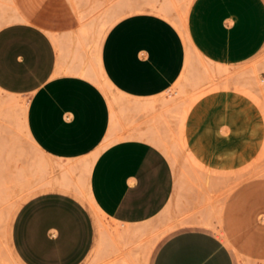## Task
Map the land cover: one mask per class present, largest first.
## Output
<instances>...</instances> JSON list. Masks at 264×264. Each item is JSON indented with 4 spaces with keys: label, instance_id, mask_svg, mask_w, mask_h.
<instances>
[{
    "label": "crops",
    "instance_id": "crops-1",
    "mask_svg": "<svg viewBox=\"0 0 264 264\" xmlns=\"http://www.w3.org/2000/svg\"><path fill=\"white\" fill-rule=\"evenodd\" d=\"M165 14L127 13L103 37L86 33L89 41L57 40L30 22L0 28V93L26 100L32 137L19 135L8 153L0 115V184L13 194L7 203L28 195L11 222L22 264H264V179L221 198L223 186L190 180L188 169L178 179L152 141L179 132L188 43L225 67L257 59L264 0H193L188 37ZM196 60L193 53L190 69ZM14 171L24 178L10 181Z\"/></svg>",
    "mask_w": 264,
    "mask_h": 264
},
{
    "label": "rangeland",
    "instance_id": "rangeland-1",
    "mask_svg": "<svg viewBox=\"0 0 264 264\" xmlns=\"http://www.w3.org/2000/svg\"><path fill=\"white\" fill-rule=\"evenodd\" d=\"M125 1L128 3V8H126L127 5H125ZM151 1L152 2L149 0H0V23L4 26L19 21L15 19H20V21L24 19L23 22L39 25L57 40L74 34L73 37L77 39L81 37L85 39L87 37V41H89L91 38L88 40V35L86 33H94L96 30L95 27L97 26L96 21H98L99 25L105 22V20H109L114 13H117L119 16L121 15V18L125 13L127 14V12L131 13L135 10L137 11V9L138 11H143L147 6L159 5L157 2H161L162 0H156V4L155 2L153 3L155 0ZM121 2H125V4ZM192 2L193 0H178L179 13L182 18L187 16ZM118 5L120 6L116 8ZM130 5H132L131 8ZM118 8H121V10ZM96 9L98 10L96 11ZM103 13L104 16H102ZM95 17H97V20L94 23L93 20H95ZM99 18L101 22H99ZM88 28L93 32L88 30ZM95 33L101 35L97 31H95ZM188 46L189 49H191V65H193V53L197 58V60L194 61L193 69H197L200 63L202 61L205 62L206 59L210 61L202 53L198 52L195 47H192L191 43H188ZM223 65H227L233 72H230V76L232 75V77L223 80L221 84L223 87L219 90V96L212 95L205 86L195 88L194 80L192 81L193 75L191 69L188 68L187 78L183 77L181 81H179L180 86L177 84L178 96L180 97L183 95V98H180V100L175 103V114L178 121L179 132L170 134V137L167 139L154 138L152 140L167 153L175 168L178 179H181L188 169L189 175L187 177H189L190 180L202 181L206 185L214 184L213 186L215 187L223 186L224 192L221 198L231 193L239 184L246 180L253 178L264 179V90L262 83V78H264V51L257 59L245 64L237 66H230L229 64ZM225 81L226 85L224 86ZM209 93L212 96H210ZM204 95L206 99L200 100L199 97ZM0 105V115L3 118L6 117L8 121V138L2 140L1 146L4 149L6 145L9 153L10 148H12L11 146L17 140L16 137L24 135L28 138L22 125V121L25 119V109L23 101L19 98H13L12 96L4 97L1 93ZM19 107L22 108V112L18 110ZM178 108L179 111H177ZM230 118H234L235 123L233 119L230 123ZM225 119L231 125L238 122L237 124H239L241 131L239 127H236L237 125L231 126ZM208 131L210 133H208ZM219 133H221V136H219ZM20 174L23 175L20 171L10 173L8 176L9 180L12 182L21 181L16 179ZM5 187L7 188V184ZM178 191L180 192V189ZM29 192L33 193L34 189L30 187ZM27 197L28 195L24 194L23 196L14 197L15 201L13 202H6L7 204L4 203L2 206L0 205L1 253L4 260H11L15 264H22V262L15 254L10 243L11 222ZM12 198L13 194L11 193L9 201H11ZM83 198L93 211L97 223L103 222V218L106 216L99 209L94 200L87 195H83ZM170 206L171 204L169 208ZM215 206H217V204H212L207 208L205 213L206 215L208 214V217L211 216V211ZM220 209L221 207H218V211H220Z\"/></svg>",
    "mask_w": 264,
    "mask_h": 264
},
{
    "label": "bare ground",
    "instance_id": "bare-ground-1",
    "mask_svg": "<svg viewBox=\"0 0 264 264\" xmlns=\"http://www.w3.org/2000/svg\"><path fill=\"white\" fill-rule=\"evenodd\" d=\"M150 2H152L151 0H149ZM125 2H126V4H125ZM125 2H121L122 4H125V5H127L126 6V8H128V3H127V1H125ZM155 2V4H156V0L155 1H153V3ZM98 3V2H97ZM131 3V2H130ZM148 3V2H147ZM147 3H146V6H147ZM159 5H155V6H147V8L146 9H143V10H151V11H154V12H156V13H166V14H173L172 16L173 17H175V19H178V21L183 25V28H184V31H183V34H184V36L185 37H188V27H187V16L185 17V18H182V16L180 15V13H179V5H178V0H162L161 2H157ZM120 4V3H119ZM135 4V3H134ZM189 4V3H188ZM101 5V4H100ZM121 5V4H120ZM120 5H118V6H116V8L117 7H119ZM125 5H124V7H125ZM114 6V5H113ZM122 6V5H121ZM131 6L132 5H130V8H131ZM143 6H145V5H143ZM143 6H140V7H143ZM96 7V6H95ZM109 8V7H108ZM108 8H106V9H108ZM115 8V9H116ZM133 8V7H132ZM99 9V8H98ZM98 9H96V11L98 10ZM111 9V8H110ZM118 9H120L121 10V8H118ZM134 9V8H133ZM119 10V11H120ZM123 10V9H122ZM127 10V9H126ZM125 10V11H126ZM139 10H140V8H139ZM95 11V10H94ZM95 11V12H96ZM129 11V10H128ZM134 11V10H133ZM136 11V10H135ZM137 11H138V9H137ZM142 11V10H141ZM189 11V10H188ZM113 12V11H112ZM94 13V12H93ZM92 13V14H93ZM122 13V12H121ZM128 13V12H127ZM126 14V13H125ZM165 14V15H166ZM87 15H88V13H87ZM86 15V16H87ZM89 15H91V14H89ZM187 15H188V12H187ZM86 16H84V17H86ZM99 16V15H98ZM102 16H104V13H103V15ZM121 16V15H120ZM120 16L117 14V13H114L111 17H110V19L109 20H105V22H102V23H100L99 25H100V27H99V25H98V21H96L97 20V17H95V20H93L94 21V23H95V21H96V27H95V31H97L98 33H100L101 34V36H102V34H103V36H105L106 34H107V32L109 31V29L112 27V25L120 18ZM76 17V16H75ZM169 17V16H168ZM87 18H88V16H87ZM102 18V17H101ZM109 18V17H108ZM107 18V19H108ZM15 20H19L20 21V19H15ZM24 19H22L21 21H23ZM98 20H100L99 22H101V19L99 18ZM176 21V20H175ZM10 22V21H9ZM90 24V23H89ZM2 27V24L0 23V28ZM86 27V26H85ZM92 27L94 28V26L92 25ZM99 27V28H98ZM82 28V27H81ZM91 28V27H90ZM85 29V28H84ZM92 29V28H91ZM91 29H89L88 28V30H91ZM81 30V29H80ZM93 30V29H92ZM91 30V31H92ZM87 31V30H86ZM95 31H94V35L96 34L95 33ZM93 32V31H92ZM93 34V33H92ZM97 35V34H96ZM99 35V34H98ZM93 36V35H92ZM102 36V37H103ZM91 38V37H90ZM93 39H94V37H92ZM101 38V37H100ZM101 39H103V38H101ZM84 40H86V39H84ZM99 41H101V40H99ZM96 45V44H95ZM196 49V48H195ZM191 49H189V54L191 53V51H190ZM197 50V49H196ZM198 51V50H197ZM199 52V51H198ZM198 56V55H197ZM206 59V58H205ZM206 61H207V59H206ZM201 62L200 63V65H199V67L197 68V69H191V73H192V81L194 80V87L195 88H197V87H202V86H205V87H207L208 88V90L211 92V94L212 95H217V96H219L220 95V92H219V90L221 89V87H223V85H221L222 83H223V80L224 79H227L228 77L230 78V77H232V75L230 76V72H233V71H231V68L229 69L228 67H225V66H221V65H219V64H216V63H213L212 61H207V62ZM97 65V64H96ZM188 67L187 68H190L192 65H191V63H189L188 65H187ZM186 69V68H185ZM188 70L189 69H186L185 70V74L183 75V77L184 78H187V73H188ZM233 70V69H232ZM241 73H243V72H241ZM232 74H235V73H232ZM240 74V73H239ZM234 76V75H233ZM93 77V76H92ZM102 77L103 76H101V79H99V83H98V85L100 84V87H102L104 90H105V92L107 93V95L108 96H113L112 95V90L113 89H111V86H109V82H108V80H105L106 78H105V76H104V78L102 79ZM182 77V78H183ZM95 78V77H94ZM98 78V77H97ZM181 78V79H182ZM229 80V79H228ZM228 80H226V81H228ZM234 80V79H233ZM232 80V81H233ZM246 80V79H245ZM226 81H225V84H224V86L226 85ZM98 82V81H97ZM229 82V81H228ZM232 83V82H231ZM262 83H263V90H264V78H262ZM179 85L178 86H180V83H178ZM177 86V87H178ZM204 88V87H203ZM225 88V87H224ZM210 94V93H209ZM210 94V96H212ZM263 94H264V92H263ZM13 98H17V97H15V96H12ZM198 98V97H197ZM204 98L206 99V96L204 95V96H200L199 97V99L201 100V99H203L204 100ZM199 100V101H200ZM23 101V105H24V109L26 108V100L25 99H23L22 100ZM112 101V100H111ZM114 103H115V101H113ZM264 102V101H263ZM181 103V102H180ZM179 104V103H178ZM182 104V103H181ZM116 106V105H115ZM181 106V105H180ZM113 108V107H112ZM181 108V107H180ZM114 111H117V110H114ZM170 111V110H169ZM177 111H179V108H178V110ZM117 114V113H116ZM119 114V113H118ZM117 114V115H118ZM232 117H234V116H232ZM220 118V117H219ZM233 119V121H234V118H232ZM231 118L229 119L230 120V123H231V120H232ZM115 120V119H114ZM218 120V119H217ZM226 120V119H225ZM236 120V119H235ZM221 121V120H220ZM227 121V120H226ZM237 122V121H236ZM220 123V122H219ZM227 123H228V121H227ZM234 123H235V121H234ZM233 123V124H234ZM238 123V122H237ZM234 124L237 128L239 127V124ZM117 124V123H116ZM229 124V123H228ZM22 125H23V128H24V131L26 132V136L30 139V141H31V135H30V133L27 131V124H26V122H25V119L22 121ZM229 125H231V124H229ZM234 125H231V126H234ZM113 126H116V125H113ZM218 127H219V125H218ZM114 128V127H113ZM116 129H117V127H116ZM216 129H218V128H216ZM239 129H240V127H239ZM213 130V129H212ZM219 130V129H218ZM217 131V130H216ZM220 131V130H219ZM222 131V130H221ZM240 131H241V129H240ZM208 133H210L209 131H208ZM218 133L216 132V135H217ZM220 135L219 136H221V133H219ZM227 134V133H226ZM211 135H213V134H211ZM215 135V134H214ZM218 136V135H217ZM224 136V135H223ZM226 136V135H225ZM31 137V138H30ZM222 141V140H221ZM106 143V142H105ZM35 146V145H34ZM37 147V146H36ZM38 149H39V147H37ZM203 149V148H202ZM241 155H243V154H241ZM225 156H226V154H225ZM239 156V155H238ZM244 156V155H243ZM201 157V156H200ZM230 157H232V156H230ZM242 158V157H241ZM226 165V164H225ZM224 167V166H223ZM233 168V167H232ZM263 168V167H262ZM223 169V168H222ZM242 170V169H241ZM261 170V169H260ZM201 171V170H200ZM233 173V172H232ZM247 174V173H246ZM21 176H22V178H24V176L23 175H18L17 177H16V179L17 180H21ZM222 176V175H221ZM207 177V176H206ZM209 180H210V178H209ZM208 180V181H209ZM5 185L6 184H0V205L2 206V204H4V203H6V202H8L9 200H10V198H11V193L9 192V190L5 187ZM214 185V184H213ZM1 234V233H0ZM2 237V236H1ZM3 251V250H2ZM4 252V251H3ZM6 254V253H5ZM0 264H12L10 261H8V260H4L3 259V256H2V253H1V248H0Z\"/></svg>",
    "mask_w": 264,
    "mask_h": 264
}]
</instances>
